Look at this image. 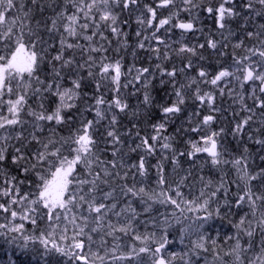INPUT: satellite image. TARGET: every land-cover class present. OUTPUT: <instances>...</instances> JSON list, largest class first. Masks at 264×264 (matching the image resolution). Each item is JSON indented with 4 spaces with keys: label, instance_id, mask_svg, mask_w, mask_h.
Segmentation results:
<instances>
[{
    "label": "snow or ice",
    "instance_id": "1",
    "mask_svg": "<svg viewBox=\"0 0 264 264\" xmlns=\"http://www.w3.org/2000/svg\"><path fill=\"white\" fill-rule=\"evenodd\" d=\"M0 214L66 264H264V0H0Z\"/></svg>",
    "mask_w": 264,
    "mask_h": 264
},
{
    "label": "trees",
    "instance_id": "2",
    "mask_svg": "<svg viewBox=\"0 0 264 264\" xmlns=\"http://www.w3.org/2000/svg\"><path fill=\"white\" fill-rule=\"evenodd\" d=\"M16 222L19 223L20 221L17 220ZM0 223H5L2 214H0ZM24 223L26 232L33 233L34 226L28 222ZM217 226L221 233L229 232V226L226 222L217 221ZM68 235H72L71 230ZM221 239H223V236H221ZM6 240V237L0 236V264H9V257L15 261V264H66L65 259L55 253L45 254L43 246L38 242H29L27 247L24 248L23 241L17 240L15 243L9 244Z\"/></svg>",
    "mask_w": 264,
    "mask_h": 264
}]
</instances>
